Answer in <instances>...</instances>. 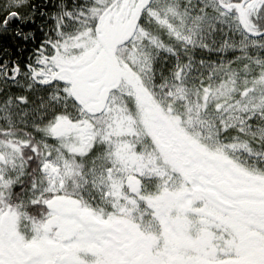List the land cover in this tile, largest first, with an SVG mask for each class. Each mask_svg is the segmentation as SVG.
I'll return each mask as SVG.
<instances>
[{
    "label": "snow or ice",
    "instance_id": "snow-or-ice-1",
    "mask_svg": "<svg viewBox=\"0 0 264 264\" xmlns=\"http://www.w3.org/2000/svg\"><path fill=\"white\" fill-rule=\"evenodd\" d=\"M0 264H264V0H0Z\"/></svg>",
    "mask_w": 264,
    "mask_h": 264
}]
</instances>
